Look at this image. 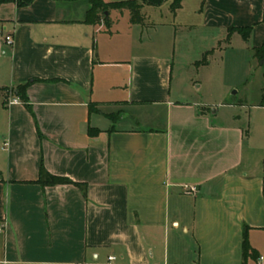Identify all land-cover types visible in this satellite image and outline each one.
Instances as JSON below:
<instances>
[{
    "label": "crops",
    "instance_id": "obj_1",
    "mask_svg": "<svg viewBox=\"0 0 264 264\" xmlns=\"http://www.w3.org/2000/svg\"><path fill=\"white\" fill-rule=\"evenodd\" d=\"M202 4L184 0L173 15L167 2L160 21L144 6L145 27L157 24L169 43L180 28L199 30L204 44L251 28L253 49L264 45V0ZM90 8L0 6V89L28 85L30 108L0 95V264H178L169 243L182 234L199 247V264H242L245 227L264 264V246L251 242L264 236V174L253 169L250 133L174 99L172 56L150 50L163 43L130 20L120 30L118 20L92 25ZM117 117L143 129H117ZM42 162L86 194L40 185Z\"/></svg>",
    "mask_w": 264,
    "mask_h": 264
},
{
    "label": "rangeland",
    "instance_id": "obj_2",
    "mask_svg": "<svg viewBox=\"0 0 264 264\" xmlns=\"http://www.w3.org/2000/svg\"><path fill=\"white\" fill-rule=\"evenodd\" d=\"M174 1L168 3L171 5ZM156 9H151L150 14L160 21ZM130 17L128 11L111 9L99 15L100 25L106 30L113 29L117 20L119 30L123 29ZM106 18L108 22H105ZM139 30L144 38L148 36L151 41L163 43L159 49L150 47L151 54L172 56L173 98L197 104L209 114L217 110L218 120L242 127L245 134L249 132V147L253 150L251 158L258 163L253 169L264 174V110L258 109L264 106V59L260 61L255 57L251 38L247 41L238 33L225 31L223 36L214 33V38L204 44L199 30L180 28L173 32L175 35L169 43V37L158 31L157 24L154 27L140 26ZM112 126L143 129L138 122L122 121L119 117ZM251 242L264 246V236L251 234ZM169 250L170 263L199 264L200 249L191 236L182 234L180 241L171 240Z\"/></svg>",
    "mask_w": 264,
    "mask_h": 264
},
{
    "label": "trees",
    "instance_id": "obj_3",
    "mask_svg": "<svg viewBox=\"0 0 264 264\" xmlns=\"http://www.w3.org/2000/svg\"><path fill=\"white\" fill-rule=\"evenodd\" d=\"M11 0H0V6L6 2ZM13 1V0H12ZM35 0H16L17 5L19 7H27L30 6ZM169 0H129L125 2L119 3H112V4H105L99 0H90L91 8L87 14L86 21L92 25H97L100 23L99 15L105 13L107 10H123L128 11L130 13V23L132 25L145 27V18L142 14V9L144 6L159 8L166 4ZM184 0H175L171 5V13L175 15L178 10L181 9L182 3ZM141 3V4H139ZM205 0H203L204 6ZM105 22H108V18L105 19ZM232 33L240 34L245 40L249 41L252 34L251 28H236L229 30ZM253 53L256 58L260 61L264 59V45L259 48H254ZM28 85L19 86L15 90H9L7 88L0 89V95L8 96L12 93L13 96L18 98L27 108L30 110L28 106V95H27ZM90 113L96 112L97 109L94 104H91L89 107ZM100 134L99 130L90 129L89 135L91 137H97ZM38 183L43 187H53V186H60V185H75L86 194V186L84 184H78L72 182L68 178L57 177L51 175L44 167L42 162L40 166L39 172V180ZM242 256H243V263L242 264H249V262L256 263L260 259V254L251 246L249 241V228L245 227L244 234H243V244H242Z\"/></svg>",
    "mask_w": 264,
    "mask_h": 264
},
{
    "label": "built area",
    "instance_id": "obj_4",
    "mask_svg": "<svg viewBox=\"0 0 264 264\" xmlns=\"http://www.w3.org/2000/svg\"><path fill=\"white\" fill-rule=\"evenodd\" d=\"M5 42H6V45L7 46H9V47L13 46L14 45V38H13V36H11V35L10 36H7L5 38ZM10 96H11V98L9 100V104H19L21 102L18 98H16L15 96H13L12 93L10 94ZM190 192L191 193H196L197 192V188H191ZM109 260L110 261H115L116 258L111 257V258H109Z\"/></svg>",
    "mask_w": 264,
    "mask_h": 264
},
{
    "label": "water",
    "instance_id": "obj_5",
    "mask_svg": "<svg viewBox=\"0 0 264 264\" xmlns=\"http://www.w3.org/2000/svg\"><path fill=\"white\" fill-rule=\"evenodd\" d=\"M106 16H107V14H106Z\"/></svg>",
    "mask_w": 264,
    "mask_h": 264
}]
</instances>
